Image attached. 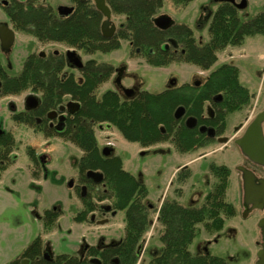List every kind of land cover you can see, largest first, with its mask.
<instances>
[{
	"label": "trees",
	"instance_id": "obj_1",
	"mask_svg": "<svg viewBox=\"0 0 264 264\" xmlns=\"http://www.w3.org/2000/svg\"><path fill=\"white\" fill-rule=\"evenodd\" d=\"M7 12L17 30L35 36L41 42H64L87 53L107 52L120 47L117 41H107L101 37L98 13L86 7L79 6L69 18H60L41 0H10ZM149 13L145 9L138 13L134 11L131 27L135 28V46L142 47L147 54L149 48L154 47L155 54H148L147 61L155 66L185 61L209 69L216 63L218 52L229 46L243 45L247 36L264 35V9L256 16L242 20L233 4L222 2L209 22L210 39L207 43L199 45L187 25L174 27L173 34L185 49L184 54L176 55L162 50L160 44L151 43L150 36L163 34L152 28L147 18ZM64 66L65 59L61 56H41L31 52L25 58L22 71L11 75L0 61V96L19 94L28 89L40 92V109L43 111L57 107L66 95L80 102L81 108L68 119L64 135L84 151L79 161L82 173L90 169L103 172L108 194L98 197H110L115 208L125 210V235L120 242L123 251L118 253L127 257L124 260L126 264H135L136 249L152 222L153 208L147 200L148 187L140 177L123 168L120 156H104L100 152L93 126L113 124L125 139L138 142L143 147L171 140L179 152L187 153L211 140L196 128H188L184 123L185 117L196 116L201 123L215 126L220 134L227 127V115L244 109L251 102L250 91L240 82L239 68L232 63H222L210 72L199 87L186 83L160 93L143 91L137 98L127 101H122L114 91H106L98 98L96 91L109 79L112 65L90 59L82 69L81 79H77L73 73L66 75ZM217 94H222L223 100L212 103L214 118L202 119L205 102L211 101ZM179 105L185 106L186 116L177 120L174 112ZM33 115L30 111H24L14 113L13 118L31 124ZM14 144L10 132L0 133V170L5 169L1 161L8 157ZM30 154L35 158L32 150ZM209 169L217 180L203 203L185 205L175 198L163 201L159 210L162 225L159 237L163 245L154 250L153 256L145 264H232L222 256L208 252L198 254L190 250L200 224L208 231H217L224 226L226 218L236 214L234 203L227 197L231 168L226 164L212 163ZM190 174L186 172L183 178L180 177L181 180L188 179ZM86 206L77 220L83 221L92 209L88 202ZM57 217L56 213L46 223L53 227ZM39 243L36 240L33 244ZM53 264L61 263L56 260Z\"/></svg>",
	"mask_w": 264,
	"mask_h": 264
},
{
	"label": "rangeland",
	"instance_id": "obj_2",
	"mask_svg": "<svg viewBox=\"0 0 264 264\" xmlns=\"http://www.w3.org/2000/svg\"><path fill=\"white\" fill-rule=\"evenodd\" d=\"M49 1L53 5L60 2H63L60 4H70L64 2L66 0ZM217 5L216 0H194L187 6L174 5L167 0L161 11L168 13L177 21L188 23L194 30L197 41L204 44L210 38L209 22ZM263 9L264 0H248L247 6L239 10V16L245 20L256 16ZM113 20L119 23L121 17L115 15ZM0 21H9L2 9H0ZM60 44L57 42L45 44L35 36L18 30L10 51L2 50L0 44V61L9 74L17 75L22 71L25 58L30 52H50L54 49L63 51L66 45L61 42ZM233 53L242 55L228 59L225 55L226 59L221 57L218 65L228 61L240 67L239 79L248 87L251 102L244 109L227 115L228 129L225 134L230 137H232L233 126L243 122L249 124L264 108V35L247 36L241 51ZM82 55H84L83 60L95 58L98 61L111 62L115 66L125 65L124 84L138 85L142 90L146 89L153 93L165 90L173 79L177 80L178 86L184 82L193 84L195 80H205L209 73V71L200 73L197 65L187 62H174L162 67L145 61L141 62L131 56V45L128 40H122L119 48L109 52L97 51L92 54L82 52ZM79 75L76 72V76ZM108 88H113L112 81H107L99 87L100 94ZM29 93L33 92L26 90L20 94L0 96V131L13 132L16 144L11 154H18L19 157L17 162H13L0 177V264H6L18 256L23 248L41 232L51 243L56 254L61 252L73 254L84 240L96 243L100 233L105 235L111 233L115 239L119 240L124 235V210H119L112 219V224L107 227L74 221L73 216L81 207V198L76 199V188L70 186L69 182L78 175L77 162L82 151L64 137L56 135L47 137L42 132L15 123L11 117V103H16L17 110H23ZM95 132L100 147H104L107 140L113 142L116 153L123 158L126 170L131 171L146 183L147 200L154 203L156 207H159L162 202L159 200L162 194L166 198H178L185 205H200L211 186L213 187L212 184L217 180L209 170L212 162L231 166L227 197L235 204L236 214L226 218L224 226L217 231H208L200 224L199 233L190 247L193 253L208 252L222 256L232 264H254V254L250 258L251 253L240 247L248 231L244 228L239 229L238 225L239 214L242 211L240 206L242 189L240 175L233 166L242 163L243 158L240 157L233 140L228 146L215 140L207 149L199 148L187 154L177 151L171 140L144 148L138 142L125 139L116 127L108 132L106 130L100 132L98 129ZM240 134L241 132L238 136ZM107 135L110 137L106 138ZM29 145L33 146L36 154H39L42 163L43 172L39 178L32 176L30 171V159L27 152ZM208 152L210 153L201 157ZM185 157L195 158V160L190 161V167L181 172L179 169L182 168L181 164ZM186 172H191V176L187 180H181ZM53 205L60 207L63 213L58 218L54 231L45 236L42 222L36 215ZM156 217L157 210L153 209L150 228L141 242L149 248L142 258L141 255L139 256L136 264L147 263L153 256L154 245L161 244L159 235L162 225ZM234 226L239 230L237 236L232 231ZM245 226L246 224L243 225ZM253 227L255 228L251 224L252 231Z\"/></svg>",
	"mask_w": 264,
	"mask_h": 264
},
{
	"label": "flooded vegetation",
	"instance_id": "obj_3",
	"mask_svg": "<svg viewBox=\"0 0 264 264\" xmlns=\"http://www.w3.org/2000/svg\"><path fill=\"white\" fill-rule=\"evenodd\" d=\"M18 1L19 2H26L27 0H18ZM41 1H42V3H45V5H49L53 9L54 13L60 18H69L70 16H72L75 13L76 9L79 6L81 8L86 7L89 10L96 11L98 13L99 29H100L101 37L107 41H112V42L117 41L120 44V46H121L122 40H128L130 42V45H131V56L139 59V61H141V62L145 61L148 63L147 56H148V54L150 56H153L155 54V49H154V47L149 48L148 54H147L146 52H144L142 47L135 46V44H136L135 40H134L135 39V28L131 27L133 24L132 19H133V15H134L133 12L134 11L136 13H138L139 10L145 9L146 12H150L148 14L147 18H148L150 24L152 25V28L156 29L157 32L162 33L163 36H150L149 39H150L152 44H160V48L164 51H169V52H172L173 54H176V55L184 54L185 49H184L182 43L173 34V29H174V27H177V25H187L189 27V29L191 30V32H193V36L196 39V37L194 35V30L192 29V27L188 23L182 22V21H177L172 16H170L168 13L161 11V9L164 6V3L167 0H66L64 2H69L70 4H60V3H63V2H60L57 5H53L52 2H50L49 0H41ZM192 1H194V0H188L186 2H184V0H170V2H172V4L179 5V6L180 5L187 6ZM235 1L238 3L237 0H235ZM216 2L218 3L217 8L222 2H230L231 4H233L238 9V11L240 10L237 7V5L235 4V2H232L231 0H216ZM157 4H159V5L157 6ZM247 4H248V0H247ZM61 5L72 7L73 9L70 13L61 14L59 12V7ZM9 7H10V0H0V9H2L7 14V16L9 18V21H0V22L8 23V25L14 30L15 37H16V31H18V30L14 27L13 22H12L11 18L9 17L8 12H7V9ZM115 15L121 17V21L119 23H117L113 20V17ZM162 15L170 16L172 18V24H170L168 27H165V28L159 26L158 23L156 22V19H158ZM106 20H109L110 22L107 25L106 32L104 33L103 24ZM122 34L126 35V37H123ZM148 34H150V33H148ZM171 39L176 40L178 43V46H174L173 43L171 42ZM51 42H54V43L57 42L58 44H60V42H58V41H48V42H44V43L47 44V43H51ZM196 42L199 45H203V44L199 43L197 41V39H196ZM207 42H205V43H207ZM61 43L66 45L65 46L66 48H64L63 51L58 50V49H54L50 52H44V51H40V52L33 51V52L38 53L41 56H47V55L53 54L56 56L63 57L65 59V66H64L63 71L65 72L66 75L73 73V74H75V76H76V72H78L80 75L76 76L77 79L82 78V73H81L82 69L84 68L86 61H88L90 59H93V60L97 61L98 63H107V64L112 65V68H113L112 73H111L109 79L106 80L105 82L112 81L113 82V88H108L100 94L99 87L103 83H105V82H103L98 87V89L96 91V96L98 98H100L106 91H114L115 93L118 94L119 98L122 101H127V100L137 98L139 96V94L143 91H148L146 89L142 90L140 88V86L138 87V85L126 86L124 84L123 78L126 74V66L125 65L115 66L111 62L98 61L95 58H85V60H83L82 58L84 57V55H82V52L85 54H92V53H87L83 49L70 46L64 42H61ZM0 44H1V41H0ZM167 44H168V47L165 46ZM68 50H76L78 56L81 58V60L83 62V66L81 68L74 66L70 62L69 57L67 56ZM113 50H115V49H113ZM5 52H8V51H5ZM101 52H104V51H101ZM107 52H109V51H107ZM232 54H233V52L226 53L227 57H229V58ZM217 57H218V53H217ZM217 61H218V59H217ZM179 62H185V61H179ZM179 62H177V63H179ZM172 63H174V62H172ZM187 63H189V62H187ZM223 63H228V62H223ZM217 65L218 64H214L209 69H203L200 66H198V65L197 66L200 69V71H199L200 73L205 72V71H209V73L207 74V77H208L210 72L213 69H215L217 67ZM162 66H167V65H162ZM162 66H157V67H162ZM5 71H6V69H5ZM207 77L205 78V80L207 79ZM205 80H203V81H205ZM203 81L202 80H195L192 85L195 84L196 86L199 87ZM183 84H186V82H184ZM180 86L177 85V80L173 79L171 81V83L165 89L170 88V87H180ZM1 87H2V82L0 80V91H1ZM127 89H130V91H126ZM28 90L30 92H33V93L27 94V97L30 95L37 97L38 98V104L35 106H32V107H29V108L27 107V104H26V106L23 110H17L16 103L12 102L11 103L12 104V115H11V117L15 121V123L23 124L27 127L32 128L34 131L42 132L47 137H51L52 135H56V136L64 137L65 139L69 140L64 135L66 130H67L68 119L70 117H73L76 113L79 112V110L81 108L80 102L72 99L71 96L66 95V96H64V100L57 107L49 109L47 111H43L40 109V104H41L40 92H35V91H32L31 89H28ZM148 92H151V91H148ZM151 93H153V92H151ZM158 93H160V92H158ZM217 95L214 96L211 101L209 100V101L205 102L204 114L202 116V119H204V120L208 119L209 120V119L214 118L215 113H214V108H213L212 103L213 102H222V100H223L222 94H221V97H218ZM2 96H4V95H2ZM70 100L76 101L80 104L79 110H77V112H75L74 114H68L67 110L59 111V108L62 105H65ZM179 106H184V105H179ZM209 107L212 108V111L209 110ZM184 108H185V106H184ZM185 110H186V108H185ZM24 111H30L34 114L32 117L33 122L31 124H27L24 122H18L13 118L14 113L24 112ZM174 115H175V112H174ZM63 116L65 118H63ZM185 116H186V112H185V115L183 117H181V119H183ZM187 117H185V119ZM175 119L180 120V118H176V117H175ZM184 123H185V120H184ZM107 125H109V127H107ZM202 125H205L208 127H213L215 129L216 136L212 137L206 131L201 132L199 130V127ZM247 126H248V122L239 123L238 125L233 126L232 137H230L227 134H225L228 127H226V129L222 133L218 134L215 126L208 124L207 122L201 123L198 119V124L193 128H196L198 130V132L205 134L206 137L208 139H210L211 141L208 144H205V145H202L201 147H198L194 151L199 150V148L200 149H205V148L207 149L215 140H217L219 142L218 139L221 137H225V136H227L229 138V140L221 142V143H223L225 146H228L229 142L231 140H233L235 146H237L240 157L243 158L242 163H238L235 166H233V168L240 175L241 189H242V195L240 197L241 198L240 199L241 200L240 206L242 207V211L239 214L240 218L238 220V225H239V229L244 228L245 230L248 231V233H247L248 235H246L245 241L242 244H240V247H242L243 249H245L246 251L251 253L250 258H252V255L254 254L253 262H254V264H257L260 261L258 254L260 251L264 250V237H263L264 229H263V227L260 226V222L262 220H264V205H258L259 202H261V200L264 199L261 197L262 196L261 192L264 190L263 189L264 167L259 165V164L254 163L252 160H250L246 155H244L242 153L240 147L236 144V139L240 138L244 134V131L247 128ZM114 127L115 126L113 124H110V123L95 124L93 126L94 133H95V136L97 139V144L100 148V152L104 156H110V155L120 156V155H118L116 153V149L114 147L115 145L113 144V142L111 140H107L105 146L100 147L95 131H96V129H98L100 132H103V130H106L108 132V131H110V129H112ZM263 130H264V125H263ZM162 131L164 132V128H162ZM1 132H6V131H0V133ZM8 132H10L13 135V138H14L15 144H16L15 135L13 134L12 131L8 130ZM239 132H241V134L238 136ZM111 133H113V132H111ZM109 137L110 136H108V135L106 136V138H109ZM163 142H166V141L157 142L153 145H159ZM15 144H14V146H15ZM153 145H151V146H153ZM14 146H13V148H14ZM105 147L109 148V150H110L109 154H105L103 152ZM148 147H150V146H148ZM144 148H147V147H144ZM31 150L34 152L35 158L32 156V154H30ZM214 150L216 151L218 149H214ZM81 151H82V153L79 156V159L77 162L78 175L74 176V178L71 179L69 182L70 186H75V188H76V192H77L76 199L80 200V198H81V200H80L81 201L80 202L81 207L76 212V214L73 216V219L76 222H87L91 225L99 226V227L110 226L112 224V219L114 218V216H116L118 211L121 209H117L114 207L113 200L110 197H104L102 199H100L98 197V196H103V195L108 194L105 177H104V174L101 170H94V171H99L102 173V179L99 182L94 181V179L87 176L88 170L84 173H82L80 171L79 161L81 160L82 156L84 155V151L82 149H81ZM194 151H191V152H194ZM27 152H28V156L30 159V165L29 166L31 169L30 170L31 174L35 178H39L43 172L42 163H41V160L39 158V154L35 153L34 148L31 145L28 146ZM187 153H189V152H187ZM209 153L210 152L203 154V155H201V157L204 155H207ZM18 158H19L18 154L13 155L10 152L8 157L1 161V163L4 164L5 169L0 170V177H2L4 171L10 165H12L13 162H15V163L17 162ZM14 160H16V161H14ZM122 162H123V158H122ZM212 163H215V162H212ZM187 167L188 166H182V168H180L179 170L182 172V170L187 169ZM123 168L126 170V168L124 167V164H123ZM242 168L245 169L246 171H250L253 174V176H254V182L253 183H250V180L247 179L248 173H246L244 170H242ZM39 171H41V173H39ZM127 171H129V170H127ZM129 172H131V171H129ZM190 176H191V174H190ZM246 179H247V185L245 182ZM211 188H212V186H211ZM84 199H89V200H84ZM165 199H166V196L163 195V200H162L161 204L163 203V201ZM86 202H88L91 205L92 209L90 211H88V213H87V215L83 221H79L76 218L80 213H82L83 211L86 210V208H87ZM149 204L153 209L157 210L158 214H157L156 218H157V221H159V210H160L161 204L159 205V207H156V205L154 203H151V202H149ZM259 206H261V207H259ZM236 211H237V209H236ZM124 212H125V210H124ZM56 213L58 214L56 222H55L53 227H50L46 222H47V220H50L51 217L53 215H55ZM62 213H63V210L56 205L45 208L41 214L37 213L36 216L42 222V228H43V232H44L45 236L55 228V226L57 224V220L62 215ZM245 224H246V226L243 227V225H245ZM251 224H253V226H255V228L253 227V231L250 228ZM232 231L234 233H236V236L238 235V232H239L238 227L234 226ZM124 235H125V216H124ZM124 235L121 238V240H119V239H115L111 235V233H108V235H105L104 233H100L99 238L97 237L96 243H90V242H87L84 240L81 242V244L78 246V249L73 254L68 253V252H61V253L56 254L52 248L51 243L46 239V237L44 238V236L42 235V232H41V233L37 234L26 245L25 248H23V250L20 252V254L18 256H16L15 258H13L11 261H9L6 264H10V263H13V264H53L56 262V260L59 261L61 264H77V263H79V264H126L127 262H125L124 260H127V257L125 255H122V254L120 255V253H118V252L123 251V249L120 245V242L124 238ZM144 236H145V234H144ZM36 240H39V242H40L39 245L33 244ZM142 240H143V237L141 239V242H142ZM141 242L136 249L137 261L139 260V256L141 255L140 257L142 258L144 252L149 248V246L148 247H147V245L144 246Z\"/></svg>",
	"mask_w": 264,
	"mask_h": 264
},
{
	"label": "water",
	"instance_id": "obj_4",
	"mask_svg": "<svg viewBox=\"0 0 264 264\" xmlns=\"http://www.w3.org/2000/svg\"><path fill=\"white\" fill-rule=\"evenodd\" d=\"M232 2H235L237 7L239 9H242L246 7L247 0H240V2H236L235 0H231ZM72 7L61 5L59 7V12L61 14H67L72 11ZM109 20H106L103 24V30L104 33L106 32L107 25L109 24ZM156 22L159 26L165 28L168 27L170 24H172V18L168 15H162L158 19H156ZM0 41H1V47L4 51H9L14 42H15V32L14 30L8 25L6 22H0ZM171 42L174 46H178V43L176 40L171 39ZM168 47V44L165 45ZM67 56L69 57L70 62L78 67L81 68L83 66V62L81 58L78 56L76 50H68ZM126 91H130V89H127ZM218 97H221V94L217 95ZM27 107H32L38 104V98L30 95L26 99ZM80 104L76 101L70 100L65 105H62L59 108V111H65L67 110L68 114H74L79 110ZM209 110L212 111V108L209 107ZM185 108L184 106H179L176 111L174 117L180 118L185 115ZM63 118H65L63 116ZM198 124V119L195 116H188L185 119V125L188 128H193ZM264 108L260 110L255 117L251 120V122L248 124L247 128L244 131V134L236 139V144L240 147L242 153L246 155L250 160H252L254 163L259 164L264 167ZM109 127V125H107ZM199 130L201 132L206 131L210 136L215 137L216 132L213 127H208L205 125H202L199 127ZM219 142L228 141L229 138L227 136L221 137L218 139ZM103 152L105 154H109L110 150L108 147H105ZM246 173H248L247 179L250 180V183L254 182V176L250 171H246L242 168ZM87 176L94 179V181L99 182L102 179V173L99 171L94 170H88ZM247 179L245 180L247 185ZM263 189H264V182H263ZM262 198H264V190L261 192ZM258 205H264V199L259 202ZM261 207V206H259ZM260 226L264 229V220L260 222ZM264 237V233H263ZM258 257L260 261L257 264H264V250L260 251L258 254Z\"/></svg>",
	"mask_w": 264,
	"mask_h": 264
},
{
	"label": "crops",
	"instance_id": "obj_5",
	"mask_svg": "<svg viewBox=\"0 0 264 264\" xmlns=\"http://www.w3.org/2000/svg\"><path fill=\"white\" fill-rule=\"evenodd\" d=\"M241 47H242V45L241 46H229V47H227L225 50H223V51H220V52H218V61L215 63V64H218L219 63V60H220V58L221 57H223L224 59H226L225 58V55H226V53H230V52H240L241 51ZM235 54V53H234ZM229 57H227V59H228ZM221 61V60H220ZM224 61V60H223ZM228 62V61H227ZM239 67V66H238ZM239 71H240V67H239ZM188 154V153H187ZM192 160H195V158H189V157H185L184 158V160L182 161L183 163L181 164V166H189L190 167V161H192ZM229 166V165H228ZM231 169H232V167L231 166H229ZM232 171V170H231ZM234 177V176H233ZM178 199V198H177ZM159 200L160 201H162L163 200V194H162V196L159 198ZM179 200V199H178ZM54 231V229L51 231V232H53ZM161 244H156V245H154L155 247V249H157V248H159L160 249V247H162V242H160ZM190 250L192 251V249H191V247H190Z\"/></svg>",
	"mask_w": 264,
	"mask_h": 264
}]
</instances>
